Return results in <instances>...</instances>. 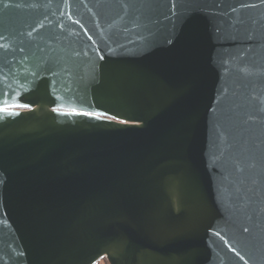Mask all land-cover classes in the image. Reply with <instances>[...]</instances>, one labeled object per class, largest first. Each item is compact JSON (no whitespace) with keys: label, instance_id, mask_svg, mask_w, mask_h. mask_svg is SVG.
<instances>
[{"label":"water","instance_id":"95a60500","mask_svg":"<svg viewBox=\"0 0 264 264\" xmlns=\"http://www.w3.org/2000/svg\"><path fill=\"white\" fill-rule=\"evenodd\" d=\"M0 264H264V0H0Z\"/></svg>","mask_w":264,"mask_h":264},{"label":"flooded vegetation","instance_id":"af4514ba","mask_svg":"<svg viewBox=\"0 0 264 264\" xmlns=\"http://www.w3.org/2000/svg\"><path fill=\"white\" fill-rule=\"evenodd\" d=\"M103 259L101 258V259H99L97 262H96V264H103V262H101Z\"/></svg>","mask_w":264,"mask_h":264},{"label":"rangeland","instance_id":"374dc122","mask_svg":"<svg viewBox=\"0 0 264 264\" xmlns=\"http://www.w3.org/2000/svg\"><path fill=\"white\" fill-rule=\"evenodd\" d=\"M103 260L101 262H103V264H108L105 258H102Z\"/></svg>","mask_w":264,"mask_h":264},{"label":"snow or ice","instance_id":"6c2138e0","mask_svg":"<svg viewBox=\"0 0 264 264\" xmlns=\"http://www.w3.org/2000/svg\"><path fill=\"white\" fill-rule=\"evenodd\" d=\"M0 38H2V37H0Z\"/></svg>","mask_w":264,"mask_h":264}]
</instances>
